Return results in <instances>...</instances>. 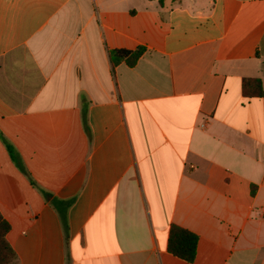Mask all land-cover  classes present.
<instances>
[{
	"label": "crops",
	"instance_id": "0c3cea01",
	"mask_svg": "<svg viewBox=\"0 0 264 264\" xmlns=\"http://www.w3.org/2000/svg\"><path fill=\"white\" fill-rule=\"evenodd\" d=\"M249 79L264 91V0H0V213L18 264H264ZM172 225L199 236L193 263L168 251Z\"/></svg>",
	"mask_w": 264,
	"mask_h": 264
},
{
	"label": "trees",
	"instance_id": "16d2710c",
	"mask_svg": "<svg viewBox=\"0 0 264 264\" xmlns=\"http://www.w3.org/2000/svg\"><path fill=\"white\" fill-rule=\"evenodd\" d=\"M145 52L144 47H139L134 51L117 49L111 51V59L113 64H118L122 61H126L129 66H134L137 60ZM256 87V90H251V87ZM244 92L248 95L259 94L264 95V91L261 86V82L258 79H249L244 82ZM10 154L16 164L23 169L22 163L18 158L11 145L7 144ZM57 204V201H54ZM64 208L71 204V201L59 202ZM62 217L64 219V225L67 229L65 222V212L61 211ZM10 231L9 222L3 218L0 213V264H18L17 256L10 243L8 242L7 235ZM199 236L183 227L178 225H172L169 231L168 240V251L174 256L183 259L189 263H193L196 259L198 252Z\"/></svg>",
	"mask_w": 264,
	"mask_h": 264
}]
</instances>
